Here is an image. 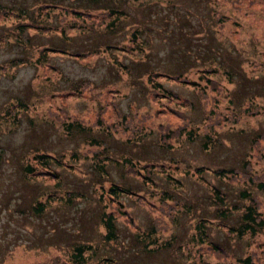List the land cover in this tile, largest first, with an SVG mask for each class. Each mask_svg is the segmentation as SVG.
<instances>
[{
  "label": "rangeland",
  "instance_id": "374dc122",
  "mask_svg": "<svg viewBox=\"0 0 264 264\" xmlns=\"http://www.w3.org/2000/svg\"><path fill=\"white\" fill-rule=\"evenodd\" d=\"M30 3L0 0L27 4L31 14ZM122 7L121 26L79 33L72 8L96 20L107 19L106 9L59 0L28 20L61 28L64 39L45 27L22 30L32 48L0 36V65L8 66H0V264H72L68 252L78 243L94 249L83 264H241L246 252L264 264V234L229 236L236 211L217 212L241 204L243 187L264 210V191L255 187L264 181V0H126ZM14 21L1 18L0 35L14 38ZM132 29L139 45L122 47ZM51 43L96 55H51L57 71L35 66ZM106 44L121 63L98 51ZM20 57L27 60L13 73L9 60ZM80 79L93 80L94 89L68 93ZM120 112L141 119L138 139L102 129ZM72 149L71 167L49 165L57 175L42 174L39 164L23 169L33 150L69 161ZM102 156L99 172L93 165ZM244 158L253 182L213 173ZM112 182L127 191L110 200ZM210 186L224 202L211 201Z\"/></svg>",
  "mask_w": 264,
  "mask_h": 264
},
{
  "label": "trees",
  "instance_id": "16d2710c",
  "mask_svg": "<svg viewBox=\"0 0 264 264\" xmlns=\"http://www.w3.org/2000/svg\"><path fill=\"white\" fill-rule=\"evenodd\" d=\"M58 1L59 0H32L33 3L29 4V8H30V5H32L31 14L28 12V9L26 7L27 4L23 7L19 6L17 8L12 7V6H7V5L5 6L0 5V20L1 18H5L6 16L7 17L13 16L16 18V21H14L16 22L14 24L15 31L14 32L12 31V33H14V38L10 36L11 34L4 32L2 35H0L2 36V39H4L3 43L5 42H12L16 44L20 43V45L24 44L25 48L27 46L32 48L33 46L28 44V37L23 39L21 32L24 29L34 30V31L36 30L37 32H39L40 30H38L37 28L44 29L42 27H45L44 31L42 32H52V33H48L47 35L49 34L57 35L58 37L64 39L67 36V34L63 33V30L61 28L57 30V27H51L50 25H46L44 23L38 24L37 22H34L33 20L32 21L28 20V18L32 19L36 17L37 14L39 15L41 9L45 8L46 12H48V10L55 8L57 6ZM124 1L126 0H76V7H82V8L94 7V8L106 9V11L104 12L106 13L105 17L107 18V19L100 18L96 20L94 18H90L89 13L87 14L83 10L72 8L71 11L75 19L76 20L80 19L79 26L78 25L76 26L77 28H79L77 31L81 33V32H86L89 30H93L95 28L101 31L108 30V29L112 30L114 27L121 26L125 18V15H126V10L123 9L122 7ZM13 10H15V12ZM75 19H74V22H76ZM95 23L100 26L93 25ZM135 32L136 31H133V29L131 30V32L127 35L126 43H124L122 47H127L128 49H133V48L135 49L134 46L139 45V42L137 43L133 42L135 35H136ZM68 36H71V35H68ZM115 47L116 46L114 45L106 44L105 47L98 50L102 54H105V53L110 54L111 60H112L111 64L113 65L117 63H121L119 59H116V57L113 56L112 53H110L111 49ZM95 51L96 50L90 49V50H87L81 53L79 52L77 53V52H73L69 48L61 46L60 44L51 43L50 45H42V47L40 48V55L35 57L34 61L32 62L35 64V66L51 68V70H53L55 69V67L48 60L49 56L51 55L64 54V55H72V56H77V57L84 55V57H90V56L96 55ZM26 60H27V57H24L23 59L22 57L18 59H10L9 60L10 65H13L14 67L13 73H15L16 65L20 63H24L26 62ZM46 62H49V64ZM0 66L3 69L8 67L6 65H0ZM55 70L57 71V69ZM38 75L39 73H36V76ZM43 78H46V75H44ZM89 83L92 84L91 87L94 89L95 83L93 80L91 79L76 80L74 82V85L71 88H69L68 93L77 94V93L83 92L84 90H87L89 88ZM14 113L15 111L13 112V114ZM116 118L117 120L110 121L107 124L108 126L102 127V129L111 131V133L115 132V133L123 134L125 136L124 137L125 140L123 141H127V142H132L133 140H136L139 138V134H137V130L144 127L143 123L140 122L141 119L137 118L136 116H130L127 113H121V112H120V115L117 116ZM99 120H100V116L97 117L95 120H92L90 124L97 125L99 124ZM126 121L131 126L132 124H135V126L137 125V127L134 130H128L126 126H122V124L125 123ZM76 122L83 125V122H80L79 120H77ZM32 152H33L32 153L33 162L28 163L27 161L26 163H24V166H23V169L26 172V174H28V172L32 173L37 167V165L35 164H39L40 166H42L44 170L42 174L54 176V175H57V172L55 170L51 171V169L49 168V165L51 163L55 165H59V166H64V167L65 166L71 167L72 163H70V160L73 159L74 157L78 158V154L75 153L73 149L69 153V156H68L69 161H66V160L63 161L62 158L64 156V153H59L58 155H51L47 153L45 150H33ZM97 152H100V151L94 150L90 153L91 155L88 153H85L84 156L86 157L90 155V158H91L93 154L98 155ZM102 152H103V149L101 148V153ZM105 157L106 156L98 157L100 159L97 158L98 161H95L93 165L94 168L98 170L99 172H102V169L104 168L105 164H107ZM249 160H250L249 158H244L241 165L239 166L215 168L213 169V173L215 175H218L220 178H223L229 181L242 180L245 182H253L254 180L253 177L250 174H248V170L250 168ZM203 168H206V167L205 166L197 167L195 170L199 172ZM37 173H41V172L37 171L36 174ZM255 187L257 189L264 191V181H257L255 183ZM108 190L114 193V195L110 196V200H111L112 197L117 198L118 192L120 191L126 192L127 188L117 182H112L110 183ZM210 190H211V194H210L211 201L224 202V199H223L224 196L221 195L218 187L210 186ZM238 197L242 200L241 204L233 203L231 206H228V204H225V207L223 209H217L218 213L224 212L226 215L231 214L232 210L236 211V223L234 222V224H232V226L227 229L229 236H232V237L235 236L237 238L250 237L251 239V237H254V235L264 234V210L260 208V200L258 198V195L250 191L248 188L243 187L242 189L238 191ZM103 214H104V211H103ZM102 220L104 221V224L107 226L108 229L115 227V224L113 223V221L110 220V216L107 215L104 217L102 215ZM199 222L200 221H198L197 223ZM152 226L154 228V224ZM151 231L149 229V233ZM139 235L140 234H138V237ZM147 245H148V242H144V246H146V248L149 249ZM222 249L223 248H220V250ZM87 250L88 252H85ZM93 252H94V249H93L92 244L78 243L72 247V250L70 251V253L68 252V255H69L70 262H72V264H83L87 260H89V258L93 255ZM253 258L254 256L251 252L249 253L246 252L244 256L237 257V260L241 264H256Z\"/></svg>",
  "mask_w": 264,
  "mask_h": 264
}]
</instances>
